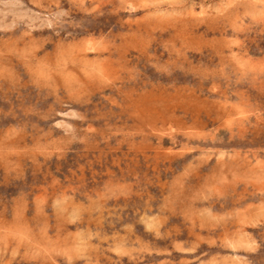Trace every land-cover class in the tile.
Listing matches in <instances>:
<instances>
[{
    "label": "rangeland",
    "instance_id": "374dc122",
    "mask_svg": "<svg viewBox=\"0 0 264 264\" xmlns=\"http://www.w3.org/2000/svg\"><path fill=\"white\" fill-rule=\"evenodd\" d=\"M0 264H264V0H0Z\"/></svg>",
    "mask_w": 264,
    "mask_h": 264
}]
</instances>
